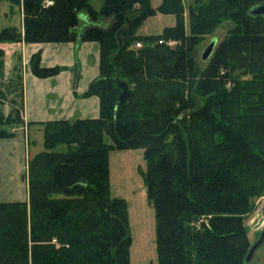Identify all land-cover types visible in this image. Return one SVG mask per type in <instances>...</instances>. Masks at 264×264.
Wrapping results in <instances>:
<instances>
[{
	"label": "trees",
	"instance_id": "obj_1",
	"mask_svg": "<svg viewBox=\"0 0 264 264\" xmlns=\"http://www.w3.org/2000/svg\"><path fill=\"white\" fill-rule=\"evenodd\" d=\"M8 1L20 6L23 29L1 28L0 44L99 42L100 75L85 96H99L100 116L43 123L45 149L28 164L29 201L0 202V264H132L129 206L111 195L109 153L139 147L156 220L158 261L149 264H245V217L264 193V16L250 13L263 0H204L190 9L189 34L181 0L168 10L169 0L157 8L103 0L100 10L90 0ZM159 12L175 14V26L138 35ZM223 18L233 26L201 67L200 36ZM162 39L179 43L170 49ZM4 57L0 48V69ZM30 66L40 78L61 71L42 66L40 53ZM120 82L128 85L122 101ZM191 88L205 101L186 96ZM20 98L13 120L0 109V138L23 124L22 75Z\"/></svg>",
	"mask_w": 264,
	"mask_h": 264
},
{
	"label": "crops",
	"instance_id": "obj_2",
	"mask_svg": "<svg viewBox=\"0 0 264 264\" xmlns=\"http://www.w3.org/2000/svg\"><path fill=\"white\" fill-rule=\"evenodd\" d=\"M92 6L101 9V6ZM82 17L86 19L85 14ZM108 22V19L100 18L98 23L105 25ZM18 27L23 29V14ZM0 48L5 51L7 66L15 67L18 55L23 61V124L13 128L14 136L0 138V202H28V164L31 157L45 149L43 123L100 116L99 96H85L90 83L100 75V44L97 41H22L1 43ZM35 53H40L42 66H59L61 71L51 77L36 76L30 66Z\"/></svg>",
	"mask_w": 264,
	"mask_h": 264
},
{
	"label": "rangeland",
	"instance_id": "obj_3",
	"mask_svg": "<svg viewBox=\"0 0 264 264\" xmlns=\"http://www.w3.org/2000/svg\"><path fill=\"white\" fill-rule=\"evenodd\" d=\"M95 7H100L102 0H90ZM163 0H151L152 5L161 4ZM173 0H169L165 7L168 10L169 4ZM200 2L204 0H181L184 15L185 33H190V9L197 8ZM264 2L261 1L260 3ZM159 7V6H157ZM156 7V8H157ZM170 11V10H169ZM6 14V16H5ZM128 21H131V14ZM22 19V11L20 6L13 4L8 0L0 2V29L6 26H20ZM177 20L173 13H156L144 21L137 33H146L149 35L162 34L165 28L175 26L173 22ZM173 24V25H171ZM233 26V22L223 18L215 28L207 34L201 35L196 46L198 62L203 67L207 60L201 58L202 52L210 44L211 41L217 40V45L227 35ZM140 35V34H138ZM179 41L175 40V44L165 45L174 49ZM153 44V42L151 43ZM137 48V46L135 45ZM141 47V46H140ZM16 58L15 67L7 66L4 58V64L0 69V97L5 103L0 106L1 111L6 117L13 120L17 117L21 110L20 98V78L22 75V57ZM249 78V77H248ZM3 93V95H1ZM186 96H192L193 99L201 104L205 98L196 94L191 88L184 93ZM22 113V112H21ZM22 117V114H21ZM20 124L12 123L8 126V130L17 128ZM1 128V125H0ZM44 131V125H42ZM104 141L112 144L113 140L104 133ZM110 168V192L113 197L125 199L129 206L130 231L132 236V245L130 247V259L132 264H149L158 261L157 244H156V220L153 204L147 197L145 180L143 173L147 170L146 160L144 158V149L131 148L124 150L113 149L109 153ZM262 220V224H257ZM245 226L251 244H254L260 237L264 229V193L254 196L251 199V211L245 217ZM251 263H264V241L255 250L250 261Z\"/></svg>",
	"mask_w": 264,
	"mask_h": 264
},
{
	"label": "water",
	"instance_id": "obj_4",
	"mask_svg": "<svg viewBox=\"0 0 264 264\" xmlns=\"http://www.w3.org/2000/svg\"><path fill=\"white\" fill-rule=\"evenodd\" d=\"M250 13L254 16H264V2H262L259 5L254 6L251 10ZM217 47V40H213L210 42V44L204 49V51L202 52L201 58L202 60L206 61L209 60L211 58V56L213 55L215 49ZM121 86L124 87V91L122 93V95L120 96V101L124 100L127 96H128V85L125 82H120ZM262 224V220H260V222L257 224V226H260ZM264 241V229L261 232V235L259 237V239L251 245L248 254L246 256L245 259V264H249L254 253L255 250L263 243Z\"/></svg>",
	"mask_w": 264,
	"mask_h": 264
},
{
	"label": "built area",
	"instance_id": "obj_5",
	"mask_svg": "<svg viewBox=\"0 0 264 264\" xmlns=\"http://www.w3.org/2000/svg\"><path fill=\"white\" fill-rule=\"evenodd\" d=\"M159 43H167V44H169V45H171V44H175V40H172V39H170V40H159ZM136 46L137 47H140V46H142V44L140 43V42H137L136 43Z\"/></svg>",
	"mask_w": 264,
	"mask_h": 264
}]
</instances>
